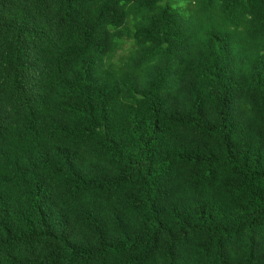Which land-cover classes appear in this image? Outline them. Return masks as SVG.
Instances as JSON below:
<instances>
[{
	"label": "trees",
	"instance_id": "1",
	"mask_svg": "<svg viewBox=\"0 0 264 264\" xmlns=\"http://www.w3.org/2000/svg\"><path fill=\"white\" fill-rule=\"evenodd\" d=\"M0 264H264V0H0Z\"/></svg>",
	"mask_w": 264,
	"mask_h": 264
}]
</instances>
